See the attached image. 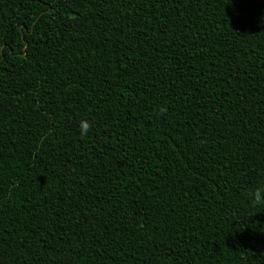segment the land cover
I'll return each mask as SVG.
<instances>
[{"label":"trees","instance_id":"obj_1","mask_svg":"<svg viewBox=\"0 0 264 264\" xmlns=\"http://www.w3.org/2000/svg\"><path fill=\"white\" fill-rule=\"evenodd\" d=\"M0 264H264V0H0Z\"/></svg>","mask_w":264,"mask_h":264},{"label":"clouds","instance_id":"obj_2","mask_svg":"<svg viewBox=\"0 0 264 264\" xmlns=\"http://www.w3.org/2000/svg\"><path fill=\"white\" fill-rule=\"evenodd\" d=\"M80 128H81L82 133H87L89 125H88V123L86 121H82L81 124H80ZM253 195H254V199H255L256 202H260L261 201L262 198H261L259 192H256Z\"/></svg>","mask_w":264,"mask_h":264}]
</instances>
